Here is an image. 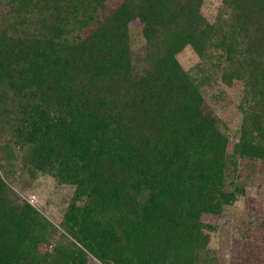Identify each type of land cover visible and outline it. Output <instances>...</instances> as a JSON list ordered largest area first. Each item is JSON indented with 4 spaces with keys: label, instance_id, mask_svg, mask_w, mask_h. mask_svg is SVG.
<instances>
[{
    "label": "trees",
    "instance_id": "obj_1",
    "mask_svg": "<svg viewBox=\"0 0 264 264\" xmlns=\"http://www.w3.org/2000/svg\"><path fill=\"white\" fill-rule=\"evenodd\" d=\"M0 4V264H218L201 217L244 196L239 171L264 162V0H223L214 22L203 0ZM209 71L242 85L231 151ZM14 154L30 178L72 187L63 232L12 189Z\"/></svg>",
    "mask_w": 264,
    "mask_h": 264
},
{
    "label": "rangeland",
    "instance_id": "obj_2",
    "mask_svg": "<svg viewBox=\"0 0 264 264\" xmlns=\"http://www.w3.org/2000/svg\"><path fill=\"white\" fill-rule=\"evenodd\" d=\"M222 6L223 0H203L201 12L207 20L214 22L217 14L223 9ZM4 10L5 5L0 4V13ZM137 31L133 24L130 31L131 46L134 54H140L136 58L142 65L143 43ZM177 58L182 67L192 73L200 63L190 47H186ZM209 72L212 75L202 90L210 112L228 136L227 148L231 151L242 122V85L237 81L230 86L225 85L220 80L218 71ZM9 158L10 161L4 162V166L12 189L19 197L40 210L57 227L59 233L63 232L59 223L70 204L72 187H56L45 175L30 178L27 171L21 170L15 154ZM245 162L241 160L240 164ZM239 174L246 194L232 205L224 207L220 215H203L201 221L213 227L207 231L210 235V248L218 259V264H264V162H250ZM88 264L102 263L89 255Z\"/></svg>",
    "mask_w": 264,
    "mask_h": 264
}]
</instances>
